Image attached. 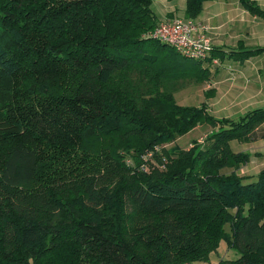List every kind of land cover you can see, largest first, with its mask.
I'll use <instances>...</instances> for the list:
<instances>
[{
	"label": "trees",
	"instance_id": "trees-1",
	"mask_svg": "<svg viewBox=\"0 0 264 264\" xmlns=\"http://www.w3.org/2000/svg\"><path fill=\"white\" fill-rule=\"evenodd\" d=\"M185 1L195 18L209 0ZM151 4L0 0V264H190L221 239L239 256L216 264H264V167L238 175L250 155L229 146L256 139L264 105L231 118L177 103L214 47L196 60L148 37ZM200 123L215 130L193 156L156 149ZM147 153L164 169L141 172ZM111 161L132 171L128 189L110 187Z\"/></svg>",
	"mask_w": 264,
	"mask_h": 264
},
{
	"label": "rangeland",
	"instance_id": "rangeland-1",
	"mask_svg": "<svg viewBox=\"0 0 264 264\" xmlns=\"http://www.w3.org/2000/svg\"><path fill=\"white\" fill-rule=\"evenodd\" d=\"M173 18L174 17L169 19ZM180 18L194 19L205 23L204 21L195 18H186L185 16H181ZM207 25L209 26L210 31V25ZM253 65V73L259 66L257 73H254L253 75H247V70L243 68L244 66H242L233 70L230 69V72L224 73V75L221 77L215 76L216 74L214 77H209V79L199 78V80H196L195 78L191 77L190 79L182 82L181 88H178L173 92V97L179 104L200 105L205 101L207 104L205 105L208 108L207 110L213 116L237 118L247 109L254 108V105L259 106L264 103V93H258L259 91L257 90L259 87V82L262 80L264 82V72H262L264 71V59L261 61H256V63ZM211 87H216V95L215 97L208 98V93L210 92L208 89ZM262 91L264 92V89ZM214 130L215 129H213L207 123L197 124L186 134L174 139L173 141L160 144L157 147V150L159 152L167 153L170 160L176 156H179L181 154L179 153L181 150L188 151V153L191 154L192 148H203L207 144V134ZM254 134L256 137L254 141L240 142L236 139H231L229 141L230 149L233 152L241 151L250 155L248 161L245 164L239 166L238 169H235V172L238 175L245 176L247 180L256 176L264 167V121ZM106 144H110V148L115 152H121L125 146L124 143L117 137L112 138L111 143L107 141ZM132 150L133 147H130L129 151L132 152ZM104 158L105 157H102V159ZM141 161L142 164H144V169H141V172L143 173L149 174L155 172L156 170L164 169L161 166V163H159L158 160L153 157H150L149 159L147 157L145 159L142 157L139 162ZM110 166L115 168V172L113 175H110L107 181L110 183V187L113 188L116 185H119L120 181L122 180L120 185H123L128 189V184L131 183L132 171L127 170V168L121 167L120 165L118 166L115 161L109 162L107 168ZM200 169L201 166L199 170ZM232 170L233 168H223L218 172L229 173ZM152 221L154 223L158 220L152 219ZM135 224L139 225L138 222ZM225 230H229L227 225H225ZM238 256V250L233 246H229L225 239H221L219 240L215 249L207 253L205 259H200L197 261L195 260L190 264H216L220 260L235 259Z\"/></svg>",
	"mask_w": 264,
	"mask_h": 264
},
{
	"label": "crops",
	"instance_id": "crops-1",
	"mask_svg": "<svg viewBox=\"0 0 264 264\" xmlns=\"http://www.w3.org/2000/svg\"><path fill=\"white\" fill-rule=\"evenodd\" d=\"M254 1L259 8L264 10V0ZM185 4V0H153L151 9L158 21H164L172 17L184 16ZM195 19L204 21L211 28L209 33L214 47V55L212 53L213 59L202 65L208 70V79L214 77L215 74V76L221 77L224 73L230 72V69L242 66L247 70V72L245 70L247 75L257 73L259 66L253 73V64L264 59V50L244 59H241L239 53L235 52L264 48V18L245 9L237 0H209L204 2L202 11ZM263 89L264 82L262 80L257 88L258 93L263 94ZM208 90L210 91L208 98L215 97L216 87H211ZM201 104H206V102ZM262 105L264 103L253 107Z\"/></svg>",
	"mask_w": 264,
	"mask_h": 264
},
{
	"label": "built area",
	"instance_id": "built-area-1",
	"mask_svg": "<svg viewBox=\"0 0 264 264\" xmlns=\"http://www.w3.org/2000/svg\"><path fill=\"white\" fill-rule=\"evenodd\" d=\"M147 36L168 43L184 56L196 60L205 59L213 47L209 26L194 19L174 17L159 21ZM146 157L149 159L152 153L143 156ZM126 162L131 163L129 159ZM140 169H144V164Z\"/></svg>",
	"mask_w": 264,
	"mask_h": 264
}]
</instances>
